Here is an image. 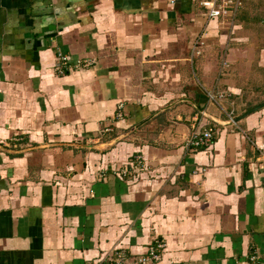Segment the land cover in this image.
I'll return each instance as SVG.
<instances>
[{"label": "crops", "instance_id": "obj_1", "mask_svg": "<svg viewBox=\"0 0 264 264\" xmlns=\"http://www.w3.org/2000/svg\"><path fill=\"white\" fill-rule=\"evenodd\" d=\"M241 1L0 0V264H264V108L186 144L264 103Z\"/></svg>", "mask_w": 264, "mask_h": 264}, {"label": "built area", "instance_id": "obj_2", "mask_svg": "<svg viewBox=\"0 0 264 264\" xmlns=\"http://www.w3.org/2000/svg\"><path fill=\"white\" fill-rule=\"evenodd\" d=\"M241 0H200V6L206 10V16L209 19H217L221 16L227 14L228 10L234 9L237 11L241 6ZM58 68L57 72L60 75H63L66 71H71L72 68H88L90 67L94 61L90 60H82L75 64V67L70 65L69 58L58 54ZM208 98L212 101H216L220 99V97H214L211 94H208ZM218 98V99H217ZM216 105L219 107V103L216 102ZM121 107L118 108V112L116 113L114 120L122 119V113L120 111ZM229 120H232L231 115H227ZM105 133L113 132L111 126L105 127ZM216 133V129L214 127L208 128H196L188 140L186 144L191 149H208L212 145V141L214 138V134ZM141 158L137 157L135 162H132V166L138 165L140 163ZM128 174V172H123V175ZM164 249V244L156 241L152 244L145 256L138 258V264H156L161 261L162 252ZM97 264H125V258L118 252L114 253L109 259L98 262Z\"/></svg>", "mask_w": 264, "mask_h": 264}, {"label": "rangeland", "instance_id": "obj_3", "mask_svg": "<svg viewBox=\"0 0 264 264\" xmlns=\"http://www.w3.org/2000/svg\"><path fill=\"white\" fill-rule=\"evenodd\" d=\"M246 3L248 20L245 22V25L242 27L243 30L240 32L249 35L247 41L248 47L258 49V51H264V42H262L264 41V0H246ZM253 18L255 20H251ZM254 55L257 58L256 61H260L262 54L256 53ZM254 91L259 92V89H255ZM222 103H219V108Z\"/></svg>", "mask_w": 264, "mask_h": 264}, {"label": "water", "instance_id": "obj_4", "mask_svg": "<svg viewBox=\"0 0 264 264\" xmlns=\"http://www.w3.org/2000/svg\"><path fill=\"white\" fill-rule=\"evenodd\" d=\"M264 108V103L257 105L249 110H247L246 112L242 113L241 115H239L238 117H235L234 119H232L231 121L228 122H224V121H220L215 119L213 116L209 115L208 113H205L204 111H200L201 115L207 119H209L212 123L216 124V125H220V126H225V125H232V124H236L239 121H241L242 119L246 118L248 115L255 113L261 109ZM123 137H119L117 139H115L110 145H113L117 142H119Z\"/></svg>", "mask_w": 264, "mask_h": 264}, {"label": "trees", "instance_id": "obj_5", "mask_svg": "<svg viewBox=\"0 0 264 264\" xmlns=\"http://www.w3.org/2000/svg\"><path fill=\"white\" fill-rule=\"evenodd\" d=\"M241 4H242V3H241ZM242 7H243V6L241 5L240 8H239L238 10H240ZM209 126H210V127H211V126L214 127V126H216V125L213 124V123H209V125H208L207 127H209ZM111 133H112V132H111ZM114 136H115V134H112V135L109 137V139L112 138V137H114Z\"/></svg>", "mask_w": 264, "mask_h": 264}]
</instances>
